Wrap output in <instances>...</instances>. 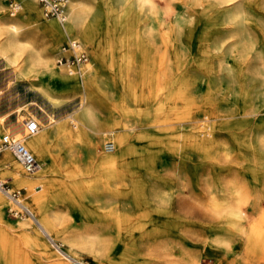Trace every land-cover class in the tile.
<instances>
[{
	"label": "rangeland",
	"instance_id": "obj_1",
	"mask_svg": "<svg viewBox=\"0 0 264 264\" xmlns=\"http://www.w3.org/2000/svg\"><path fill=\"white\" fill-rule=\"evenodd\" d=\"M150 1L155 8V24L148 27L142 24L143 19L133 17L124 28L127 30L126 53L134 61L133 72H127V86H141L143 91L154 90L156 97L149 106L150 120L139 122L133 115V128L128 132L133 145L141 143L137 132H149L153 140L151 138L150 153L140 156L144 160H139L136 165L131 155L123 170L136 172L137 187L156 190L165 202L162 213L150 212L141 203L135 205L131 196L125 193L127 190L114 195L115 190L110 188L109 195L119 198L117 204L120 208L130 207L131 217L122 227L113 212L96 206V200L90 202L77 192H65L61 183L78 166L81 168L78 175L81 182L92 179L97 173L95 170L99 166L95 163L92 171L83 168L87 150L81 147L76 162L67 161L51 172L53 183L48 188V199L41 203L43 211L55 214L65 225L67 233L57 234L54 242H49L33 224L21 227L20 216L25 218L27 214L15 216L12 212L15 205L0 192L5 200L0 204V264H79L62 256L58 248L88 264H190L192 260H195L194 264H247V261L251 262L248 264H264L261 259H247L242 230L226 222L222 214L210 207L212 203L222 202L231 190L238 192L240 208L246 211L248 207L244 181L246 164L237 140L264 121V100L254 98L248 101L244 96L247 86L243 81V75L251 67L264 71V0H233L230 4H207L205 0ZM85 4L96 12L95 29L97 27L103 41L106 37L104 27L111 22L107 1L85 0ZM229 8L237 10L239 16L225 21L221 19L219 9ZM58 19L41 15L43 22H58ZM137 35H140L139 44ZM65 36L56 43L57 50ZM170 40H175V49L170 48ZM219 40H223L221 53L202 51L211 47L208 42ZM82 45L89 56L88 61H91L92 44L82 42ZM249 45L253 48L249 49ZM229 49L232 53L226 57L223 52ZM55 54L53 51L52 57ZM222 64L230 67L229 81L220 70ZM104 73L109 81L108 98L99 108L104 116L111 110L113 118L119 120L116 102L122 85L115 68L105 67ZM214 76L218 79V90L226 93L227 86H233L235 94L222 101L217 116H212L209 111L194 112L195 103H200L213 86L210 78ZM31 78L15 75L11 64L0 59V114L8 113L11 120L20 121L21 127L25 119L38 117L39 126L43 127L44 112L37 104L43 105L44 102L31 84ZM46 85L53 89L58 87L54 80L47 81ZM178 86L196 88L179 95ZM79 90L72 92L73 103L67 106L68 110L83 94ZM190 97L197 100L194 102ZM204 113L208 114L207 118ZM151 123L157 124L156 127H146ZM8 128L10 124L7 123V130L0 131V134L9 132ZM192 128L197 136L214 140L222 148L208 153L188 143V130ZM20 131L22 135L23 131ZM114 139V134L100 138L103 153L119 150L115 144L114 150L104 149L105 142L113 143ZM5 151L20 165L7 149L0 153V158ZM5 163L9 167V163ZM22 175L34 176L23 168ZM0 180L11 189L19 190L23 204L30 201V193L40 189L35 187L36 180L27 187L12 184L11 178L6 176ZM262 205L264 207V199ZM64 236L70 237L73 243Z\"/></svg>",
	"mask_w": 264,
	"mask_h": 264
},
{
	"label": "bare ground",
	"instance_id": "obj_2",
	"mask_svg": "<svg viewBox=\"0 0 264 264\" xmlns=\"http://www.w3.org/2000/svg\"><path fill=\"white\" fill-rule=\"evenodd\" d=\"M106 1L111 22L104 27L106 37L103 41L100 33L98 35L97 27L95 29L96 12L85 4V0H69L64 12L65 17L63 20L58 19V22L41 21L42 12L36 0H22L19 10L13 16H10L3 8L0 9V59L6 64H11L15 75L32 77L31 84H34L35 91L44 102L43 105L37 104V106L44 112L43 122L45 123L43 127L39 126L37 132L28 135L24 132V122L21 127L20 121L11 120L8 113L0 114V131L7 130V123L10 124L9 133L18 136L38 162L37 167L32 172H28L34 176H23L21 166L12 159L8 151H5L3 158L0 159V177H9L12 184L24 187L32 185L35 183L33 180H36L35 187H40V189L35 193H30V201L23 204L22 198H19L27 212V217L23 218L24 215H22L19 222L21 227L33 224L49 242H54L57 234L67 233L59 217L55 214H47L41 207V203L48 199V188L53 183L51 172L62 167L67 161L76 162L81 147L87 150V161L83 160L85 165L83 168L92 171L95 169V165L93 167L95 163L99 166L95 170L97 173H93L95 176L92 179L81 182L78 179L81 168L78 166L68 173L64 178L65 182L61 183L65 192H77L84 195L90 202L96 200V206L100 209L106 208L109 213L113 212L122 227L131 217L130 207L120 208L117 204L119 198L114 199L112 195H109L110 188L115 190L114 195L118 194V191L121 194L127 190L125 193L131 196L132 203L134 202L135 205L141 203L146 210L155 214H161L164 208V199L158 196L156 190L145 188V186L137 187L136 172L131 173L130 169L127 172L123 170L125 161L127 159L130 161L131 155L134 158L132 161L137 165L139 160H144L140 158L141 155L150 153L151 134L146 131L137 132V139L141 143L133 145L131 134L128 131L133 128V115L138 117L139 122L150 120L151 107L149 106L156 98L154 90L143 91L141 86H127L129 84L127 72L131 70L133 72L134 61L126 53L128 50L125 45L127 30L124 27L133 17H137L138 20L143 19L142 24L148 27L154 25V4L150 0ZM205 1L207 4L233 2V0ZM219 14L225 21L235 20L239 16V12L231 8L219 9ZM64 34L65 37L76 39L81 44L82 42L92 44L91 61H88L79 71L56 63L60 46L58 50L55 46ZM137 36V41H135L139 44L140 35ZM222 41L211 44L208 42L207 44L211 47H206L202 51L221 53ZM169 42L170 48L175 49V40ZM248 48L253 47L249 45ZM53 51H56L54 57H52ZM231 53V49L223 52L226 57ZM105 67L115 68L122 85L120 86V97L116 102V108L121 117L119 120L113 118L111 110L107 116H104L99 108V105L106 103L108 98L109 81L104 73ZM220 70L225 79L231 80L232 74L228 65H220ZM49 80L56 81L58 87L53 89L47 86L46 83ZM217 80L215 76L210 78L213 86H210V91L203 100H200V103H195L194 112L209 111L212 116H217L218 107L222 101L235 94L233 86H227L226 93L218 90ZM243 81L247 86L244 96L248 101L254 98L264 100L263 70L249 68L243 75ZM195 88L196 86H178V94L190 93V90ZM78 89L82 90L83 94L78 99L76 98V103L68 110L67 106L73 103L72 92ZM192 100L195 102L197 99ZM47 107L49 111L46 110ZM61 109L64 111L61 112ZM142 114L144 118L141 117ZM203 115L208 117L206 113ZM34 119L41 123L38 117ZM156 125L151 123L146 127H156ZM206 127H208L207 124ZM20 130L23 131L22 135ZM195 131L194 128L188 130V143L193 144L199 150L212 153L222 148L221 144L214 140L205 139L204 132H199L204 136L201 138L194 133ZM106 134H114L113 148L115 144L119 150L113 148L108 150L104 144L106 151H114L110 153L101 151L99 141ZM237 146L241 149L246 164L244 181L247 188L245 193L248 201L247 210L240 208L238 192L235 190L229 191L222 202L212 203L210 207L212 211L222 214L226 222L242 230L245 235L247 259L253 257L264 262V207L262 205L264 199V121L246 131L242 139L237 140ZM5 161L9 163V167ZM3 194L11 200L6 193ZM4 202V198L0 195V204ZM69 239L71 238L65 237V240L72 244L73 241ZM57 251L79 264H88L73 258L65 250L58 248ZM193 262L195 260H192L190 264H194ZM248 263L251 262L247 261Z\"/></svg>",
	"mask_w": 264,
	"mask_h": 264
},
{
	"label": "built area",
	"instance_id": "obj_3",
	"mask_svg": "<svg viewBox=\"0 0 264 264\" xmlns=\"http://www.w3.org/2000/svg\"><path fill=\"white\" fill-rule=\"evenodd\" d=\"M22 0H0V9H4L10 16H13L20 8ZM42 15L44 17H56L63 20L64 10L69 0H36ZM89 60L86 49L80 41L66 37L60 45V50L57 55L56 63L64 65L71 70L79 71ZM39 129V123L33 119L28 118L24 121V132L32 135ZM105 148L110 150L113 148V143L108 141L105 143ZM9 150L15 160L22 166L26 172H32L38 165L37 160L28 151L20 139L9 132L0 134V153L3 150ZM0 191L6 193L15 207L12 212L16 216L27 214L26 208L22 206L19 201V190H10V187L5 181L0 180ZM22 216V215H21ZM20 216V217H21Z\"/></svg>",
	"mask_w": 264,
	"mask_h": 264
},
{
	"label": "crops",
	"instance_id": "obj_4",
	"mask_svg": "<svg viewBox=\"0 0 264 264\" xmlns=\"http://www.w3.org/2000/svg\"><path fill=\"white\" fill-rule=\"evenodd\" d=\"M3 156V155H2ZM3 157H1L0 159H2ZM4 167H5V165L4 164H2Z\"/></svg>",
	"mask_w": 264,
	"mask_h": 264
}]
</instances>
